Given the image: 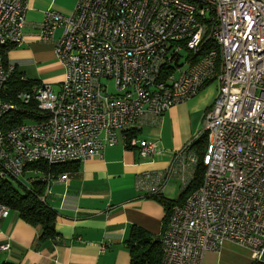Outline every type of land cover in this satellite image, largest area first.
Here are the masks:
<instances>
[{
	"label": "built area",
	"instance_id": "1",
	"mask_svg": "<svg viewBox=\"0 0 264 264\" xmlns=\"http://www.w3.org/2000/svg\"><path fill=\"white\" fill-rule=\"evenodd\" d=\"M26 11L27 0H0V178L63 181L66 173L21 178L30 165L100 159L119 134L160 126L168 109L215 82L202 130L135 186L160 196L177 179L184 190L203 166L199 187L170 209L160 264H207L227 243L264 263V0H77L69 16L47 10L37 34L64 69L59 91L39 81L5 101L13 66L1 49L23 41ZM17 103L35 104L38 119L4 125ZM202 135L200 161L191 143ZM130 143L142 159L157 153L154 142ZM9 213L0 204V219Z\"/></svg>",
	"mask_w": 264,
	"mask_h": 264
},
{
	"label": "crops",
	"instance_id": "2",
	"mask_svg": "<svg viewBox=\"0 0 264 264\" xmlns=\"http://www.w3.org/2000/svg\"><path fill=\"white\" fill-rule=\"evenodd\" d=\"M76 2L61 0L56 5V0H27L23 41L5 51L9 65L26 80L49 83L59 91L64 69L55 57L53 45L39 40L37 26L45 11L69 16ZM61 32L57 29L54 38ZM212 83L192 99L168 109L160 126H145L137 132V139L156 144L157 153L152 158H140L135 145L130 143L128 147L126 137L119 134L116 145L106 148L102 158L73 165L71 168L76 167L65 172L63 181H49L44 201L56 213L57 241L39 242L38 229L19 218L17 212L10 211L0 219V246L9 245L8 251H0V263L129 264L125 240L132 227L160 239L167 211L161 201L136 189L135 178L165 169L172 154L198 135L217 94V84ZM32 176L33 173L27 177ZM176 186H180L177 179L168 182L162 194L166 200H174L171 197ZM233 247L248 255L249 264L250 253L228 243L219 255L207 253L205 263L226 264Z\"/></svg>",
	"mask_w": 264,
	"mask_h": 264
},
{
	"label": "trees",
	"instance_id": "3",
	"mask_svg": "<svg viewBox=\"0 0 264 264\" xmlns=\"http://www.w3.org/2000/svg\"><path fill=\"white\" fill-rule=\"evenodd\" d=\"M9 46L6 45L1 49L2 63L7 69L9 63L5 58V51ZM39 81L26 80L18 73L16 67L13 66L12 71L6 82L2 99L5 101H13L14 94L17 91L24 90L30 86L37 85ZM18 110L15 113H8L3 118V124L11 127L23 119L37 120V109L35 104L23 105L17 103ZM138 131H131L126 135V145L130 146V140L137 137ZM206 136L202 135L197 140L191 143V148L196 156L201 161L206 149ZM73 165L77 163H68L65 165H47L39 163L28 166L29 171H38L42 175L53 174L60 175L67 172ZM203 166L197 165V173L193 183L179 193V196L174 200H166L163 195L150 197L161 201L167 211V219L170 209L173 205L182 203L185 198L195 191L202 179ZM14 180L0 178V204L5 205L10 211L17 212L19 218L24 222L38 229V239L40 241L51 240L57 241L58 235L54 229L56 213L44 201V192L46 190V182L43 178H38L32 181L29 185L21 184ZM167 222V221H166ZM125 246L128 250L130 261L129 264H160L161 248L160 239H153L144 231L132 227L128 237L125 240ZM0 264H12L4 262ZM249 264H264L260 261L252 260Z\"/></svg>",
	"mask_w": 264,
	"mask_h": 264
},
{
	"label": "rangeland",
	"instance_id": "4",
	"mask_svg": "<svg viewBox=\"0 0 264 264\" xmlns=\"http://www.w3.org/2000/svg\"><path fill=\"white\" fill-rule=\"evenodd\" d=\"M67 1V0H66ZM70 1V0H69ZM59 2H61V0H56V5L59 4ZM65 3V2H64ZM213 85H215V83L213 82L212 83ZM108 87H109V91H112L113 90V84L111 82L108 83ZM52 90L54 92H56L58 90V87L57 86H53L52 87ZM202 130V126L200 128V131ZM32 172H30L29 170L27 172H25V175H24V178L27 177L28 175H30ZM28 178V177H27ZM25 178V179H27ZM21 180L23 181V178H21ZM15 184H16V181H13ZM27 181H24V183L26 185H29L30 183H26ZM181 186H176L175 188V191H173V196L174 197H171L173 199H176L178 196H179V193L181 192ZM252 257L250 259V262L252 261ZM249 261L248 259V255L242 251V250H239L238 248H231V251L229 253V256L227 258V263L226 264H247ZM249 262V263H250ZM223 264V263H222Z\"/></svg>",
	"mask_w": 264,
	"mask_h": 264
}]
</instances>
